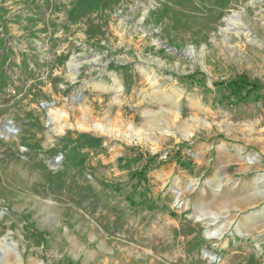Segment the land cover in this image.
Instances as JSON below:
<instances>
[{"label":"rangeland","instance_id":"1","mask_svg":"<svg viewBox=\"0 0 264 264\" xmlns=\"http://www.w3.org/2000/svg\"><path fill=\"white\" fill-rule=\"evenodd\" d=\"M0 264H264V0H0Z\"/></svg>","mask_w":264,"mask_h":264},{"label":"trees","instance_id":"2","mask_svg":"<svg viewBox=\"0 0 264 264\" xmlns=\"http://www.w3.org/2000/svg\"><path fill=\"white\" fill-rule=\"evenodd\" d=\"M185 77L189 78V77H191V75H187ZM215 85H227V86L244 85V86H251L252 88L255 87L254 84L245 80L244 77H240V78H237L236 80H232L229 82L220 81V82H217Z\"/></svg>","mask_w":264,"mask_h":264},{"label":"bare ground","instance_id":"3","mask_svg":"<svg viewBox=\"0 0 264 264\" xmlns=\"http://www.w3.org/2000/svg\"><path fill=\"white\" fill-rule=\"evenodd\" d=\"M147 14V9H145L144 11H143V15H142V17H141V20H143V18L145 17V15ZM236 18V17H230L229 19H226L225 21H226V25H227V29L228 30H230V29H236V26H237V23H235L234 22V19ZM155 42H156V44H158V45H160L161 43H160V41L159 40H155ZM191 53V52H190ZM70 69V68H69Z\"/></svg>","mask_w":264,"mask_h":264},{"label":"crops","instance_id":"4","mask_svg":"<svg viewBox=\"0 0 264 264\" xmlns=\"http://www.w3.org/2000/svg\"><path fill=\"white\" fill-rule=\"evenodd\" d=\"M196 220V219H195ZM209 232V231H208Z\"/></svg>","mask_w":264,"mask_h":264}]
</instances>
